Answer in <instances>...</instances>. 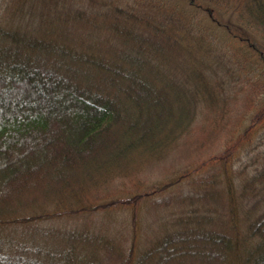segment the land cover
Returning a JSON list of instances; mask_svg holds the SVG:
<instances>
[{"label": "trees", "instance_id": "obj_1", "mask_svg": "<svg viewBox=\"0 0 264 264\" xmlns=\"http://www.w3.org/2000/svg\"><path fill=\"white\" fill-rule=\"evenodd\" d=\"M203 20L252 54L221 71L204 63L193 51ZM258 62L263 69L264 0H4L0 228L28 235L0 241V264H264ZM241 152L247 163L234 168ZM197 173L187 193L156 199ZM120 185L133 196L96 204ZM147 200L196 207L178 219L183 229L144 249L37 224L125 208L128 241Z\"/></svg>", "mask_w": 264, "mask_h": 264}, {"label": "rangeland", "instance_id": "obj_2", "mask_svg": "<svg viewBox=\"0 0 264 264\" xmlns=\"http://www.w3.org/2000/svg\"><path fill=\"white\" fill-rule=\"evenodd\" d=\"M197 3H201L202 0H196ZM4 3V0H0V8H2V5ZM227 6V5H225ZM179 7V8H178ZM177 10L184 14V9L182 5H178ZM221 9V8H220ZM231 13L224 15V21H231V23L236 24L235 20L236 18H232V20L229 19ZM201 24H194L196 26V29L200 32L206 31L204 33L206 35L204 41L202 40H195V49L193 48V51L195 54H197V58L201 59L204 63L210 65L211 67L218 66L217 68L219 71L223 69H227L229 66L236 65L233 63V61H229L231 58H235L236 55L240 58L246 59V57H249V54L252 52L249 50H245L244 48L240 47L236 42L232 41L231 38L226 35L223 29H221L219 26L212 24L208 20H203L200 22ZM201 25L204 26L205 29L201 27ZM203 33V32H202ZM185 44H187V41H184ZM243 56V57H242ZM254 59V58H253ZM258 73L253 78L259 79L261 81H264V68L262 69V65L258 62L255 64ZM245 68L246 70L250 69V65H248L245 61ZM249 85V81H245L244 83H241V86ZM243 94V93H242ZM263 94V93H262ZM259 97H256V99H259ZM259 102L264 103V96L261 97ZM254 113V112H253ZM252 115V113H251ZM249 115V116H251ZM249 117L245 120V125L248 124ZM261 132H264V126L261 127ZM261 151H264V145L259 148ZM259 150L254 151V155L256 156L257 152ZM253 155V154H251ZM238 161L234 164V168L238 166H243V163H247L248 155L246 152H241L239 155ZM155 173V177H158L159 179H163V174L159 171H153ZM201 172V171H200ZM200 175L202 173H197L194 175L193 178H188L183 180L180 184H174L168 190L165 191V193L161 194L160 196L156 197V199H163L166 196H177V195H183L187 193L189 190H191L193 187H195L198 182L197 180L200 179ZM222 177H225L224 175H221ZM156 179V178H155ZM226 185V182L224 183ZM119 186V185H118ZM131 186L132 185H120V189H122L121 192L108 197L107 199L99 200L96 204H104L111 201L116 200L118 197L120 198H128L133 196V192H131ZM187 205V204H186ZM196 206H185L180 209H176L171 207L170 209H160L153 205V200H147L144 201L140 208L138 207V223L136 225V232L129 237L128 241L127 238L124 240L125 231H124V225H126L129 229H131V210L130 209H117V210H107L104 208H101L97 210L96 213H87V214H81L77 216H70L68 218H65L62 216L59 220L54 222L47 221H41L37 224L39 225H51L54 227V229L62 227L63 223L66 225H70L73 227H80V229L83 231H90L95 235H98L100 237H109L110 241L116 242L121 241L123 245L128 246L131 244L132 239L135 240V246L139 249H144L150 242L157 239V235L159 234H167L170 233L176 229H183L181 225L178 223V219L180 217H189V213L187 211L193 210ZM165 209V210H164ZM49 223V224H48ZM23 225L20 226H8L0 228V241L9 243L13 240H22L24 239L28 234L26 231L22 230ZM78 232V231H77ZM97 236V237H98ZM99 238V241L101 238ZM118 238V239H117ZM79 247L82 249L83 246L86 251L90 254L95 252L94 245L89 244H79ZM96 245V244H95ZM120 245V244H119ZM122 245V244H121ZM235 260L234 264H239V261L235 258H232ZM232 264V261H231Z\"/></svg>", "mask_w": 264, "mask_h": 264}]
</instances>
